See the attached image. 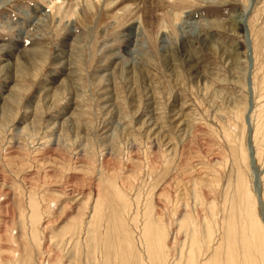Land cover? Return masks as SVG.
<instances>
[{
	"label": "rangeland",
	"instance_id": "rangeland-1",
	"mask_svg": "<svg viewBox=\"0 0 264 264\" xmlns=\"http://www.w3.org/2000/svg\"><path fill=\"white\" fill-rule=\"evenodd\" d=\"M90 1L0 0V264H264V0Z\"/></svg>",
	"mask_w": 264,
	"mask_h": 264
},
{
	"label": "bare ground",
	"instance_id": "bare-ground-1",
	"mask_svg": "<svg viewBox=\"0 0 264 264\" xmlns=\"http://www.w3.org/2000/svg\"><path fill=\"white\" fill-rule=\"evenodd\" d=\"M51 1V3H50V5L53 7L54 6V3L55 2H57V1H60V0H50ZM75 0H61V4H60V6H58L59 8H57L58 9V13L59 14H62V16L64 17V18H69L70 16H73V15H75V14H77V12H79V4L78 3H75L74 2ZM119 1H121V0H119ZM104 2H105V0H104ZM116 2H118V1H116ZM115 2V0H107V5H108V7H110V6H113L114 4H117V6H118V3H116ZM125 2V1H124ZM186 2H188L187 0H172V2L171 3H169V5H168V14L167 15H165V17L167 18V16H170L171 15V12H177V10H185V8L187 7L186 6ZM106 3V2H105ZM127 2H125V4H126ZM83 4H84V6H83V11L85 10V7L88 9V10H92V9H94L96 6H95V4H93L92 3V1H90V0H83ZM124 4V3H123ZM131 4V3H130ZM66 6V7H65ZM122 6V5H121ZM133 8L131 7V6H128V5H126L125 7H124V9H118L119 11H122V13L123 14H127V12H128V14L129 13H132L134 10H132ZM166 10V9H165ZM182 11V12H183ZM181 12V11H180ZM118 13V12H117ZM121 13V14H122ZM179 13V12H178ZM123 16V15H122ZM121 16V17H122ZM129 16V15H128ZM174 16V15H173ZM124 17V16H123ZM171 17V16H170ZM175 17V16H174ZM173 18V17H172ZM240 18V16H237V20H235V22L238 24V23H240V21L238 20ZM163 19H164V17H163ZM167 19H169V18H167ZM241 24V23H240Z\"/></svg>",
	"mask_w": 264,
	"mask_h": 264
}]
</instances>
